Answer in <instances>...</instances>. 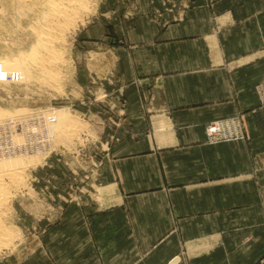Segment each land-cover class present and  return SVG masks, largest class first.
<instances>
[{
    "label": "rangeland",
    "instance_id": "1",
    "mask_svg": "<svg viewBox=\"0 0 264 264\" xmlns=\"http://www.w3.org/2000/svg\"><path fill=\"white\" fill-rule=\"evenodd\" d=\"M229 9L264 27V0H86L85 11L58 41L61 62L52 73L4 81L0 71V112L14 115L16 122L23 119L0 125V160L26 156L22 183L20 178L6 191L7 213L1 218L10 231L5 246L0 243V264H182L187 243L182 236L157 237L149 245V237L128 235L122 220L107 216L92 221L86 236L77 210L108 207L100 199L111 197L100 188V173L107 152L119 142L116 131L125 116L122 87L131 78L127 59L138 53L143 63L149 50L216 51L212 37L204 47L195 39L209 34L214 19ZM30 18L29 12L16 11L15 3L0 0V58L27 52ZM258 70L264 73V63ZM258 72L252 75L256 107L206 114L211 118L204 126L206 145L247 141V118L260 111L264 115V76ZM38 112H60L62 118L49 122L46 131L44 118L35 117ZM227 122V134L242 138L210 143L208 127ZM11 134L23 143H11Z\"/></svg>",
    "mask_w": 264,
    "mask_h": 264
},
{
    "label": "crops",
    "instance_id": "2",
    "mask_svg": "<svg viewBox=\"0 0 264 264\" xmlns=\"http://www.w3.org/2000/svg\"><path fill=\"white\" fill-rule=\"evenodd\" d=\"M197 37L203 47L212 37L216 51L149 50L143 63L138 53L127 59L119 142L100 173L108 210L79 208V220L86 236L104 216L149 245L182 236V264H264V115L247 118L245 142L209 146L204 132L206 114L256 107L252 75L264 76V27L229 9Z\"/></svg>",
    "mask_w": 264,
    "mask_h": 264
},
{
    "label": "bare ground",
    "instance_id": "3",
    "mask_svg": "<svg viewBox=\"0 0 264 264\" xmlns=\"http://www.w3.org/2000/svg\"><path fill=\"white\" fill-rule=\"evenodd\" d=\"M8 2L9 3L11 2L12 4L13 3L16 4V11L23 10L31 14L30 21L28 22V28L30 30L29 31L30 42L27 52L22 54L19 53V55H4L3 57L0 58V69H1L0 71H4V73H1L2 75L4 74V77L2 78H4V81H6V78H10L11 80L13 76H17V78L20 81V79L29 77L34 73L50 74L52 68L56 67L58 65V62L59 63L61 62L59 61L60 53H59L58 41H60L59 39L63 38L62 34L64 31L66 32V30H68V28L72 26V24L75 25L76 17L80 15V12H82L86 8V0H8ZM1 113L2 112H0V125L4 124L3 127L8 126L9 122H12L13 124L16 123L20 124L23 121V119H18L16 122L15 121L16 119H14L13 117L14 115H12L11 118L10 115H8L9 116L8 117L6 115H3L5 113L2 114ZM40 113L41 112L36 113L35 117L37 119L44 118L42 127L46 131L50 129L49 128L50 124H48L49 122H55L62 118V116L59 114L60 112H55L52 114H45V115L42 113L43 114L42 116ZM20 114L18 113L17 115L15 114L16 118ZM29 118H33V117H29ZM29 118H27V120ZM67 126L68 128H66V130L69 129V125ZM17 127L18 126H16L15 128ZM31 129L32 131L34 130V128ZM13 132L15 134V130H13ZM53 135L51 134L50 137ZM10 136L14 137V138L9 137L10 142L11 140H13L12 142L14 141L17 142V140H19L13 134H11ZM7 138L8 137L5 136V140ZM20 138L23 139L24 137L20 136ZM23 141L24 139L18 141L17 143H23ZM16 145L18 144H15V146ZM12 147L14 148V146ZM2 157L3 159L8 158V157L6 158L5 156ZM24 158H26V156L21 155L17 157L14 156V158L8 160H3V159L0 160V243L2 246L4 245L3 241L9 239L7 233H9L10 231L8 230L6 223L1 218V215L4 214L7 210L6 191L11 184L13 185L15 183L19 184V179L23 175L22 172L23 168L26 167L25 161L23 160ZM21 180L22 178L20 179V182Z\"/></svg>",
    "mask_w": 264,
    "mask_h": 264
},
{
    "label": "built area",
    "instance_id": "4",
    "mask_svg": "<svg viewBox=\"0 0 264 264\" xmlns=\"http://www.w3.org/2000/svg\"><path fill=\"white\" fill-rule=\"evenodd\" d=\"M230 126L231 124L229 122L216 123L209 126L206 131L208 141L212 144H217L221 142H229L241 139L242 137L235 132H231L232 134H227V129H229Z\"/></svg>",
    "mask_w": 264,
    "mask_h": 264
}]
</instances>
